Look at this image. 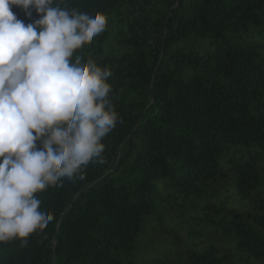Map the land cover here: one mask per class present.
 Returning <instances> with one entry per match:
<instances>
[{"label": "trees", "instance_id": "16d2710c", "mask_svg": "<svg viewBox=\"0 0 264 264\" xmlns=\"http://www.w3.org/2000/svg\"><path fill=\"white\" fill-rule=\"evenodd\" d=\"M60 6L108 17L78 54L112 70L119 122L0 264H264V0Z\"/></svg>", "mask_w": 264, "mask_h": 264}, {"label": "clouds", "instance_id": "9594fccd", "mask_svg": "<svg viewBox=\"0 0 264 264\" xmlns=\"http://www.w3.org/2000/svg\"><path fill=\"white\" fill-rule=\"evenodd\" d=\"M65 2L0 0V243H26L47 227L54 217L40 210L37 193L104 164L103 140L119 122L112 70L78 54L108 17Z\"/></svg>", "mask_w": 264, "mask_h": 264}, {"label": "rangeland", "instance_id": "374dc122", "mask_svg": "<svg viewBox=\"0 0 264 264\" xmlns=\"http://www.w3.org/2000/svg\"><path fill=\"white\" fill-rule=\"evenodd\" d=\"M134 139H135V141L137 142V140H138V137L135 135V136H134ZM126 147H127V148H129V146H128V145H127Z\"/></svg>", "mask_w": 264, "mask_h": 264}]
</instances>
